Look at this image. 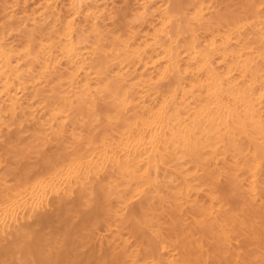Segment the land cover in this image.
Listing matches in <instances>:
<instances>
[{"label": "snow or ice", "instance_id": "1", "mask_svg": "<svg viewBox=\"0 0 264 264\" xmlns=\"http://www.w3.org/2000/svg\"><path fill=\"white\" fill-rule=\"evenodd\" d=\"M28 7L0 24V264H264V0Z\"/></svg>", "mask_w": 264, "mask_h": 264}, {"label": "bare ground", "instance_id": "2", "mask_svg": "<svg viewBox=\"0 0 264 264\" xmlns=\"http://www.w3.org/2000/svg\"><path fill=\"white\" fill-rule=\"evenodd\" d=\"M7 2H11V3H20L21 5H24V4H27L29 5L27 11L28 13L30 14L32 12V8L36 5V4H39V3H46L47 0H0V24L3 23V13H4V8H3V5ZM54 3L57 2V0H53ZM59 3H64L65 0H58ZM88 2H91L93 4H103V3H111V0H88ZM133 3H135V0H132ZM190 2L192 3H200V2H203L205 4H212V5H215V6H219L221 4H224V5H231V4H234L237 2V0H190ZM20 12H21V15H24V12H23V8L20 9ZM205 12L207 15H215V12H213L212 10L210 9H207L205 8ZM49 15H51V13H49ZM38 23H42V21H40V17H36L35 18ZM25 20H27L28 22V27L29 28H32V27H35V25H33L31 23V20L28 19L27 16H25ZM52 23H55V21L53 20ZM148 29L145 28L144 31H147ZM145 39L143 36H141V40ZM137 43H139V41H137ZM156 51H159L158 49H152V48H149L148 51H147V55L144 56V60L145 62H147V59H148V56H154L155 55V52ZM223 58V57H221ZM137 64H140V60L137 59L135 60L134 63H132L130 65V68H129V73L130 74H134L137 76L138 78V74L144 70L143 68V65L141 64L140 67H137L136 65ZM217 67L218 68H221L223 71H227V65H220V64H217ZM151 71V69H149V72ZM5 77H0V88H2L4 86L3 84V81H4ZM55 82V81H53ZM36 87H39L41 89V91L43 92L45 90V87H47L48 90L51 89V84H48L46 83L45 85H35L34 82H29V85H28V92L25 93L24 95L25 96H32L35 94L34 92V88ZM14 90V89H13ZM22 101L23 103L26 105L28 103V100L24 99L23 96H22ZM3 102V99L0 98V103ZM105 247L107 248V243H105ZM97 248H99V246H97ZM5 257H8V258H11L10 257V254H9V250L6 249L4 247V245L2 243H0V259H4Z\"/></svg>", "mask_w": 264, "mask_h": 264}]
</instances>
